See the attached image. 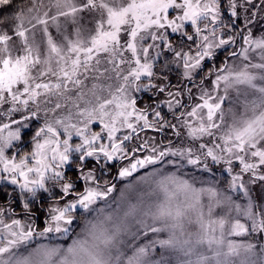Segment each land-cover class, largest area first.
<instances>
[{
  "label": "snow or ice",
  "instance_id": "6c2138e0",
  "mask_svg": "<svg viewBox=\"0 0 264 264\" xmlns=\"http://www.w3.org/2000/svg\"><path fill=\"white\" fill-rule=\"evenodd\" d=\"M0 117V184L18 190L3 189L0 264H264V244L232 239L264 234V0H0ZM118 162L120 180L149 165L229 179L153 168L148 199L128 183L113 207ZM79 210L67 247H28Z\"/></svg>",
  "mask_w": 264,
  "mask_h": 264
},
{
  "label": "rangeland",
  "instance_id": "374dc122",
  "mask_svg": "<svg viewBox=\"0 0 264 264\" xmlns=\"http://www.w3.org/2000/svg\"><path fill=\"white\" fill-rule=\"evenodd\" d=\"M47 3V0H45ZM239 23V22H238ZM221 56H224V53L221 52L218 58L221 61ZM217 58V60H218ZM217 63V61H216ZM218 62L217 64H219ZM209 64H206L205 67H208ZM176 77L173 76V82H175ZM143 98V96L141 97ZM20 114H13V119H20ZM10 121L6 117H0V124L2 123H9ZM42 121H27L26 123L29 124L28 128H21V136H22V141H28L30 140L32 134L34 133L35 129L37 128L38 124L41 123ZM13 128L17 127V125H13ZM144 135V134H142ZM157 135L151 131L147 133V136H153ZM163 134L157 135V140H159ZM166 143V141H165ZM27 147L26 143L21 142L19 144L20 150L25 149ZM15 151V149H13ZM147 154L146 152L141 153L140 155H145ZM128 161H123L122 164L126 165ZM121 166V162H118L116 165H114L113 169L111 172L107 173L104 176V179L110 180L112 183H115L117 185V191L112 193V196L109 197L108 203H112L113 207H115V203H113V198H118L120 195V189L124 188V186L128 183H132L135 187V190L129 193L130 197L132 198L133 202L141 196H143L145 199L149 198L150 192L155 188V185H152L150 183H137V178L141 176H145L153 171V168H161L164 167L166 171H171V172H176L177 175H184L185 178H191L193 176L197 177L198 179H204V180H212L213 176L215 180L213 182H219L218 186L221 187H226L228 183V174L224 172L223 166L222 165H214V173L210 174H202L199 170L193 168L191 165H185L183 168H180L177 170V168L171 166V165H149L146 168L139 169L136 173L133 174L132 177H129L124 180H120L116 178V173L117 169ZM74 170H69V174H72ZM236 171H239L238 168H236ZM248 177L245 176V180H247ZM199 186V185H198ZM82 188V185H80ZM7 189L9 192H13V195L18 194V190L13 191L15 186L8 185V184H0V191L3 192V189ZM264 193V189L261 188V184L258 182L257 185L252 187V196L254 200H256L257 204H264V199L258 198V194ZM4 194V193H3ZM233 196V199L237 200V202L240 203H245L246 200L243 198V194L239 191L231 193ZM5 197V196H4ZM153 199L155 197H152ZM10 199V198H8ZM0 205H2L0 203ZM104 202L101 201L97 206H103ZM3 206V205H2ZM5 207L8 206V204L4 205ZM11 207L16 210L17 215L15 218L17 219H24V215L21 212L20 208L21 206H18L17 203H12ZM38 218L35 216L33 217V220L35 221V228L36 231H41L43 227L45 226L44 221L47 217V211L46 209L43 211L38 210L37 211ZM88 216L86 213H82V210H79L76 215L77 219L74 221L73 225L69 226L70 227V232L68 235L64 236L59 233H50L47 235V237H34L33 240L28 244L29 248L35 247L36 245L39 244H44V245H59L62 247H67L69 244H71L72 239L76 238L77 234L81 233V230L84 226V221L81 218V215ZM88 218H91V216H88ZM250 224V222H249ZM232 239L241 241V240H250L252 242L257 243L258 247L261 244H264V234H255V233H250L247 237H232Z\"/></svg>",
  "mask_w": 264,
  "mask_h": 264
},
{
  "label": "trees",
  "instance_id": "16d2710c",
  "mask_svg": "<svg viewBox=\"0 0 264 264\" xmlns=\"http://www.w3.org/2000/svg\"><path fill=\"white\" fill-rule=\"evenodd\" d=\"M8 11H11V9H9ZM221 58V61L224 59V56H221L220 57ZM220 61V59L218 58V60H217V63L218 62H221ZM20 116V115H19ZM23 150V149H22ZM0 203L4 206V205H6V204H8V202H7V200H6V198L4 197V194H3V192L2 191H0Z\"/></svg>",
  "mask_w": 264,
  "mask_h": 264
},
{
  "label": "flooded vegetation",
  "instance_id": "af4514ba",
  "mask_svg": "<svg viewBox=\"0 0 264 264\" xmlns=\"http://www.w3.org/2000/svg\"><path fill=\"white\" fill-rule=\"evenodd\" d=\"M35 217H36V218H38V214H37V212H36V215H35Z\"/></svg>",
  "mask_w": 264,
  "mask_h": 264
}]
</instances>
